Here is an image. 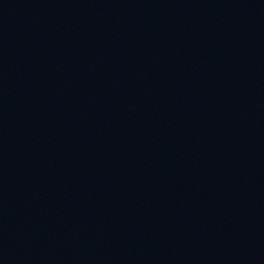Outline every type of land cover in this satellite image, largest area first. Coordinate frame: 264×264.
<instances>
[{
	"label": "water",
	"instance_id": "95a60500",
	"mask_svg": "<svg viewBox=\"0 0 264 264\" xmlns=\"http://www.w3.org/2000/svg\"><path fill=\"white\" fill-rule=\"evenodd\" d=\"M202 0H0V196L74 135Z\"/></svg>",
	"mask_w": 264,
	"mask_h": 264
}]
</instances>
